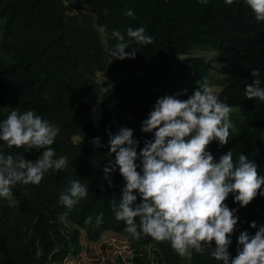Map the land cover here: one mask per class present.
I'll list each match as a JSON object with an SVG mask.
<instances>
[{"label": "trees", "instance_id": "1", "mask_svg": "<svg viewBox=\"0 0 264 264\" xmlns=\"http://www.w3.org/2000/svg\"><path fill=\"white\" fill-rule=\"evenodd\" d=\"M128 9L134 17L126 15ZM101 26H106L104 31L99 30ZM128 27H144L154 43L136 44L126 35ZM114 30L125 35L129 43L125 51L135 50V59L111 56L118 42L112 36ZM194 48L213 49L215 65L191 55ZM251 69L260 71L264 87V22L255 19L243 0L232 5L225 0L207 4L198 0H0V121L13 109L35 110L61 128L52 147L57 157H68V167L47 173L41 184H17L13 189L18 203L11 206L6 229L20 245L21 255L12 249L0 224V264H61L68 255L69 239L62 235V246L55 245L50 229L56 223L49 222L40 206L30 201L39 192L53 213L83 231L88 242L97 241L106 231L126 241L129 256H116L110 264H222L210 255L214 245L203 254L193 251L190 259L181 258L168 242L158 243L151 237L136 241L124 232V222H117L111 210L124 180L117 169L110 174V187L103 171L114 160L108 130L115 134L121 127L132 128L139 151L153 136L141 127L156 100L177 92L186 99L199 87L197 81H210L214 70L224 80L216 92L218 99L232 107L230 119L235 114L239 117L231 119L229 143L219 146L213 141L208 150L217 161L228 150L234 159L242 153L264 175V102L245 97L246 85L254 79ZM97 136L102 147L91 143ZM0 151L33 160L41 155L36 150L8 148L3 141ZM73 180L88 186V196L68 212L59 203V194ZM226 203L238 209L239 222L229 248L235 256L239 233L254 234L257 229L250 227L251 221L264 225V196L257 195L241 207L229 194ZM101 213L103 223L98 227L85 224L88 216L95 224ZM18 216L23 222L18 223ZM22 224L37 233L40 255L25 244Z\"/></svg>", "mask_w": 264, "mask_h": 264}, {"label": "clouds", "instance_id": "2", "mask_svg": "<svg viewBox=\"0 0 264 264\" xmlns=\"http://www.w3.org/2000/svg\"><path fill=\"white\" fill-rule=\"evenodd\" d=\"M198 2L207 4L209 0ZM233 3L234 0H225L226 5ZM243 3L258 22H264V0H243ZM126 15L135 14L128 9ZM105 27L99 30L104 31ZM126 35L139 45H150L155 40L144 27H128ZM112 36L118 42L111 56L119 60L135 59V50L125 51L129 49L125 35L114 30ZM251 76L254 79L246 85L245 97L264 102L260 71L251 69ZM197 83L199 87L186 99L177 92L156 100L141 127L142 132L153 136L144 141L139 151L140 142L134 138L132 128L121 127L115 134L108 130L109 153L114 154V160H109L103 169L105 179L113 186L110 174L118 169L124 180L119 200L111 202L114 219L124 222V232L133 240L151 237L158 243L168 242L181 258L190 259L193 251L203 254L214 245L210 255L222 264H264V225L258 227L256 221L250 223L251 228L257 229L254 234L247 230L239 233L236 255L229 251L239 216L238 209L226 203L229 194L241 207L257 195L264 196V175L242 153L234 159L232 150H228L217 161L208 150L213 141L219 146L229 143L232 107L218 99L206 79ZM60 132L57 124L35 110L13 109L0 121V141L8 148L41 152L33 160L23 154L0 151V198L10 207L18 203L13 192L17 184L39 185L47 173L68 167V157H57L52 147ZM91 143L103 146L99 136ZM87 196L88 186L73 180L59 194V203L71 212ZM92 221L93 217L88 216L85 224L98 227L103 223V213L96 217L95 224ZM40 254L38 251L37 255Z\"/></svg>", "mask_w": 264, "mask_h": 264}, {"label": "rangeland", "instance_id": "3", "mask_svg": "<svg viewBox=\"0 0 264 264\" xmlns=\"http://www.w3.org/2000/svg\"><path fill=\"white\" fill-rule=\"evenodd\" d=\"M68 3V1H66ZM191 55L200 56L204 59H210L211 64L215 65L213 57L215 51L213 49H198L194 48L191 51ZM210 81L209 85L212 87L214 93L219 90L220 86L223 84V76L219 72L211 70L210 71ZM241 114V113H240ZM238 115H234L231 119L236 121ZM231 120V123L233 122ZM234 126V124L232 123ZM74 140L76 138L74 137ZM43 192H39L37 195H31L30 201L36 203L40 206L42 212L46 214L49 222H55V227L51 226V237L55 245L60 244L62 235L69 239L66 243L68 255L64 258L61 264H110L113 262L116 256H119L121 259L129 256V251L127 248L126 241L118 234L106 231L100 238L95 242H88L84 236V233L75 230L69 225L63 223V219L57 213H53L52 206L50 204L44 203L41 199ZM12 216L11 207L8 205V202L3 198H0V224L1 227L7 233L8 239L12 243V249L21 255L20 245L13 239V236L6 229L7 220ZM20 216L17 217L18 223L23 222ZM26 223V222H25ZM54 228V229H53ZM22 237L25 240V244L29 247L35 248V254H37V247L39 245V240L37 233L33 229H29V226L26 227L25 224H22ZM72 234V237L69 238V235ZM73 243V246L69 244ZM61 245V244H60ZM62 246V245H61Z\"/></svg>", "mask_w": 264, "mask_h": 264}]
</instances>
